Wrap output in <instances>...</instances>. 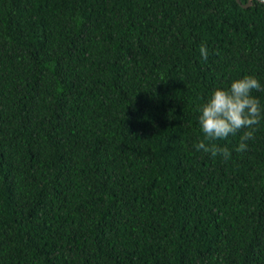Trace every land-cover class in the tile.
Returning a JSON list of instances; mask_svg holds the SVG:
<instances>
[{"label":"trees","instance_id":"16d2710c","mask_svg":"<svg viewBox=\"0 0 264 264\" xmlns=\"http://www.w3.org/2000/svg\"><path fill=\"white\" fill-rule=\"evenodd\" d=\"M247 1L0 0V264H264V118L195 147L215 89L264 109Z\"/></svg>","mask_w":264,"mask_h":264},{"label":"clouds","instance_id":"9594fccd","mask_svg":"<svg viewBox=\"0 0 264 264\" xmlns=\"http://www.w3.org/2000/svg\"><path fill=\"white\" fill-rule=\"evenodd\" d=\"M199 51L201 57L207 60V47L202 44ZM253 90H261L260 81L253 76H244L234 80L227 90L217 88L213 91L200 109L199 124L205 139L195 145L197 151L203 150L213 157L221 155L228 159L231 153L227 147L210 146L205 140H224L242 130L240 143L235 150L245 152L248 149L247 142L254 138L256 126L264 118V109L259 99L252 95Z\"/></svg>","mask_w":264,"mask_h":264},{"label":"water","instance_id":"95a60500","mask_svg":"<svg viewBox=\"0 0 264 264\" xmlns=\"http://www.w3.org/2000/svg\"><path fill=\"white\" fill-rule=\"evenodd\" d=\"M235 1L238 2V0H235ZM256 1L264 4V0H256ZM249 4H250V0L247 1L245 4H243L242 7H247Z\"/></svg>","mask_w":264,"mask_h":264}]
</instances>
